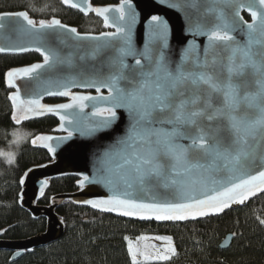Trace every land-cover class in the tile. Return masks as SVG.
<instances>
[{"label": "snow or ice", "instance_id": "6c2138e0", "mask_svg": "<svg viewBox=\"0 0 264 264\" xmlns=\"http://www.w3.org/2000/svg\"><path fill=\"white\" fill-rule=\"evenodd\" d=\"M63 3L95 12L114 31L80 35L59 19L37 22L24 11L0 13V29L5 20L22 21L11 29L22 42L0 46V53L34 50L42 56L43 63L12 69L6 78L12 88L20 79L35 81L31 98L22 99L18 88L9 96L16 124L44 113L59 115L67 136L41 135L32 141L44 142L50 153L56 152L54 139L93 137L112 129L121 111L127 114L124 135L103 152L91 181L110 194L85 203L124 217L184 221L221 213L264 192V170L252 174L264 168V0H199L195 22L186 29L192 39L179 59L169 53V26L158 15L151 16L144 45L137 47L132 0H121L116 8ZM242 10L250 13L251 23L243 22ZM60 29L71 32L78 44L96 41L92 58L106 54L102 67L107 71L77 65L72 53L56 47L53 38ZM198 36L207 38L203 48ZM72 87L92 88L96 95L74 94ZM42 95L70 102L47 106ZM85 182L89 177H83L81 187Z\"/></svg>", "mask_w": 264, "mask_h": 264}, {"label": "trees", "instance_id": "16d2710c", "mask_svg": "<svg viewBox=\"0 0 264 264\" xmlns=\"http://www.w3.org/2000/svg\"><path fill=\"white\" fill-rule=\"evenodd\" d=\"M98 0L93 6L115 5ZM27 12L36 20L59 19L62 24L77 29L80 34L98 35L107 31L93 14L83 16L63 4V0H0V13ZM245 20L248 16L243 15ZM42 61L36 53L23 56H0V146L10 139L13 128L26 129L30 136L16 150L13 165L0 160V233L5 241H23L45 231V220H34L18 206L21 179L32 168L51 161L48 152L34 149L31 141L37 136L55 134L56 119L46 117L15 127L12 124L11 94L5 74ZM57 104L60 101H47ZM79 179L66 176L48 182L39 206H48L50 199L77 191ZM57 214L64 223V234L56 242L26 252L14 262L11 254L0 250V264H132L126 241L141 235L168 236L176 256L155 264H264V192L254 196L245 206L228 209L214 217L166 224L138 222L100 214L70 202L62 204ZM232 236L229 247L219 245Z\"/></svg>", "mask_w": 264, "mask_h": 264}, {"label": "water", "instance_id": "95a60500", "mask_svg": "<svg viewBox=\"0 0 264 264\" xmlns=\"http://www.w3.org/2000/svg\"><path fill=\"white\" fill-rule=\"evenodd\" d=\"M94 1H98V0H75L77 4L82 5L85 8H104V7L116 8L119 7L121 4V0H107V1H113L116 4L100 7V6H93L92 3ZM132 5L137 15V24L135 28V40L137 47H143L144 45L145 34L148 30L151 16L158 15L169 26V53L174 54V57L176 59H179L181 49L187 45L188 40L192 39V37L186 32V29L195 22V18L198 15L197 8L199 7V0H196V4L194 6L191 5V0H189V6L185 5V0H132ZM66 6L79 12L83 16H88L90 14H93L97 19H99L103 23L104 27L108 30V32L114 31V28L106 27L103 21V17L97 15L95 12L93 11L84 12L81 11L79 8H72L69 5ZM113 15H114L113 13H109L110 18ZM239 15L242 18L243 22L245 23L252 22V17L247 10H242L239 13ZM243 15L248 16V20H245ZM4 23L6 27L4 29H0V46H6V45L22 42L19 40V38L16 35L12 33L11 30L13 25H18L19 23H22V21H18L17 19L13 18L10 22L8 20H5ZM67 28H73V27L67 26ZM80 35L100 36V34L98 35L80 34ZM234 35L237 40L243 41L244 38L240 33H235ZM9 37H11V40L9 39ZM196 41L198 44H200L201 48H203V46L207 43V38L205 36H198L196 37ZM53 44L65 54L72 53V58L75 60V63L77 65L81 63H84L86 65L95 64V66L98 69L107 71V68L102 67V63L103 60L106 58V54L97 56L95 59L92 58L93 54L96 52L97 49L96 41H83L78 44L71 32H67L65 30L60 29L57 30L55 33V36L53 38ZM30 53H36L42 59V61L36 62L34 64L43 63L42 56L34 50H30L28 52H22V53L21 52L0 53V56H23ZM81 55L85 56V61L83 62L80 61L79 59ZM129 63H132V61L129 60ZM31 65L24 67H29ZM6 74H5V83L7 85L6 87L9 90H11V94L9 96H11L14 92H16L18 88L21 92L22 99H28L32 97L33 86L35 84V81L33 79L28 78V79L17 80L16 88H12L9 87L7 83ZM71 91L74 94H80V95H96L95 90L92 88L84 89L80 87H72ZM102 94L107 95V89H102ZM47 101H60V103L48 104ZM68 102H70L68 97L48 96V95H42L41 97V103L47 106L54 107L55 105L68 103ZM11 106H12V102H11ZM86 111L90 112L91 109L90 108L86 109ZM120 115H121V119L112 129L102 133H98L93 137L74 134L73 137L67 141L61 142L59 140L54 139L53 141H51V143L56 148L55 153H50L48 152L47 148L42 147L41 145L44 142L37 141V143L34 145L32 141L35 138L31 141L32 148L48 152L51 161L41 166L32 167L24 173V175L22 176V178L24 179V183L21 184L18 206L23 211L27 212L32 219L45 220L46 226H45V231L43 233L23 241H16V242L5 241L2 239V233H0V250L9 252L11 254L10 262H14L18 260L26 252H31L36 248L45 247L51 243H54L63 236L64 223L59 218L57 214V210L62 204L66 202H70L77 207L89 209L93 212H97L105 215H111L127 220H133L138 222H154L156 224H166L172 222V221H157L155 219L141 220L134 217H124L116 212L102 211L100 209L93 208L90 204L85 203V201H89V200L107 198V196L110 194L104 185L93 183L91 181L96 179L98 176V169L101 166L100 158L103 152L110 145L115 144L118 136H122L125 133L126 124H127V114L121 111ZM46 117H51L56 119L58 125L54 130L55 134L43 135V136H51L53 138L67 136L66 131L60 130L62 122L60 121L59 115L57 113H44L43 115L40 116H33L28 121H22L20 124H16L12 120V124L15 127H18L22 124L41 120ZM258 170H264V168H260L258 166L255 170H253L252 174H256V171ZM66 176H73L79 179V181L76 184L78 188L77 191L71 194L56 195L50 199V204L48 206H39L38 202L43 196V193L48 186V182ZM85 176L89 177V182H85L83 187H81V181ZM261 193H256L255 195L249 197L243 204H233L228 209H234L245 206L254 196L259 195ZM221 213L210 214L205 217H214L220 215ZM200 218H204V217H197L194 219L189 218L187 220L191 221ZM185 221L186 220L176 221V222L182 223ZM231 240H232V236L228 235L219 245V249L220 250L227 249L231 243Z\"/></svg>", "mask_w": 264, "mask_h": 264}, {"label": "rangeland", "instance_id": "374dc122", "mask_svg": "<svg viewBox=\"0 0 264 264\" xmlns=\"http://www.w3.org/2000/svg\"><path fill=\"white\" fill-rule=\"evenodd\" d=\"M108 32V30L106 31ZM17 148L15 149V151ZM162 237L163 239H157ZM127 249H132V253L129 252V258L132 264H155L170 261L176 256V248L172 239L168 236L157 235H141L134 238H128L126 241ZM169 246L174 248V252H167ZM133 254L135 255V261L133 260ZM158 255H167L168 259L159 260L156 259Z\"/></svg>", "mask_w": 264, "mask_h": 264}, {"label": "clouds", "instance_id": "9594fccd", "mask_svg": "<svg viewBox=\"0 0 264 264\" xmlns=\"http://www.w3.org/2000/svg\"><path fill=\"white\" fill-rule=\"evenodd\" d=\"M10 139L6 146H0V160L6 165H13L16 160V151L22 143L30 136V132L26 129L13 128L8 132Z\"/></svg>", "mask_w": 264, "mask_h": 264}]
</instances>
